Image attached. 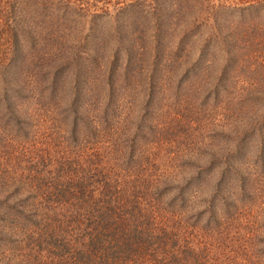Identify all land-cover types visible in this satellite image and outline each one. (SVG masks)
I'll list each match as a JSON object with an SVG mask.
<instances>
[{
    "label": "rangeland",
    "instance_id": "obj_1",
    "mask_svg": "<svg viewBox=\"0 0 264 264\" xmlns=\"http://www.w3.org/2000/svg\"><path fill=\"white\" fill-rule=\"evenodd\" d=\"M13 27L28 34L0 80L2 202L67 173L105 172L126 200L171 184L185 206L158 222L188 231L195 210L215 209L221 220L203 235L211 264H264V0H0L2 59ZM80 205L44 207L53 218H33L43 240L75 233L71 247L83 246L92 226ZM22 222L0 204V264H33L16 245L24 232L11 241Z\"/></svg>",
    "mask_w": 264,
    "mask_h": 264
},
{
    "label": "trees",
    "instance_id": "obj_2",
    "mask_svg": "<svg viewBox=\"0 0 264 264\" xmlns=\"http://www.w3.org/2000/svg\"><path fill=\"white\" fill-rule=\"evenodd\" d=\"M12 30L14 31L12 40L3 44L8 50L6 51V55L9 53L8 58H0V73H2L0 80L3 81L10 79V69L17 65L15 61L18 56L24 55L19 51L20 40L28 34L24 28L13 27ZM72 103H74L73 106ZM72 103L70 112H73V117L69 125L74 138L79 123L76 119L78 112L74 108L76 102L72 101ZM9 116L14 118L11 112ZM129 148V161H133L135 159L133 142ZM71 168L72 163L67 161L60 170L67 172ZM86 175L89 177L90 173L86 172ZM53 178L55 181L58 179L57 176ZM88 179L91 180L90 184H87ZM38 180L41 186L29 187L30 194L26 200L21 201L23 205L17 201L11 204L8 202V197H4L3 202L2 199L0 200V204L4 205L6 217L12 214L16 222L23 221L20 224L22 226L20 230L12 228L10 237L12 242H16V235L24 232V237L16 245L20 248L26 243L24 249L31 251L34 257L33 264L45 263V250L49 255H53V260H59L58 264H211V261L207 259L208 254L206 255L209 245L204 241L203 235L207 231L204 228L211 223L218 224L217 220H221L218 217L219 212L211 208L195 210L190 215L192 224L187 228L188 231L176 232L171 223L166 222L165 225V222H158L157 220L161 221L164 217L161 211H176L175 208L185 206L182 203V196L178 193L179 188L171 184L166 183L167 185L159 187L162 188V192L155 194L156 199L151 195L150 188L146 186L140 196L126 200V188L119 189L118 195L115 196L113 193L115 190L112 191V188H109V176L105 172H97L95 176L93 174L83 179L80 177L74 179L67 173L66 181L57 183H50L42 177ZM26 185L28 182L24 183V186ZM17 190L20 191V189ZM34 191L38 193L36 196H33ZM45 193L46 204L35 205L31 202L30 209L26 211L28 209L26 204L30 199L36 200L37 197H43ZM176 200H179L180 204L176 205ZM82 201L90 207L91 215L87 216V224L92 226L91 230L86 231L81 241L84 243L83 246L78 250L71 247L70 241L79 242L76 240L75 233L72 238H66L65 235L62 237L56 232L52 233L55 238L51 235L49 239L43 240L45 230L38 226L33 218H40L39 214H41L43 219L48 221L53 217L50 213L43 215L44 207L52 210L56 206L63 210L62 205L66 204L81 208ZM169 228H171L170 232H168ZM29 229H32L31 232ZM72 248H74L73 254L70 255ZM68 256L69 260L65 261ZM29 260L30 258L20 262L28 264Z\"/></svg>",
    "mask_w": 264,
    "mask_h": 264
}]
</instances>
